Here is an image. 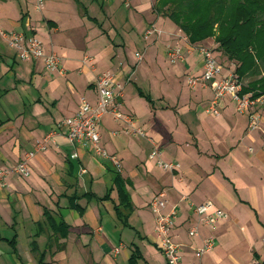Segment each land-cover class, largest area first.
Listing matches in <instances>:
<instances>
[{
    "label": "crops",
    "instance_id": "crops-1",
    "mask_svg": "<svg viewBox=\"0 0 264 264\" xmlns=\"http://www.w3.org/2000/svg\"><path fill=\"white\" fill-rule=\"evenodd\" d=\"M104 1L98 6L100 0H44L40 11L37 0H0V29L37 37L67 71L51 74L42 60H21L0 37V168L18 164L38 141L60 131V121L74 115L82 99L96 105V80L106 71L126 83L123 111L180 168H159L141 137L113 135L120 126L111 115L99 125L101 146L120 160L121 171L91 146L74 145L62 130L29 160L28 177L10 174L6 186L0 184V264H167L150 208L159 195L168 210L177 208L172 236L182 245L184 264H264L263 105L251 108L262 123L250 134L248 115L239 114L229 97L219 116L208 114L211 88L188 85L189 77L203 72L198 46L214 49L225 75L237 68L215 39L190 49L175 36L179 27L150 0H122L132 10L126 18L116 15L119 0H111V7ZM153 25L164 34L145 40L144 31ZM175 42L185 53L177 65L167 57ZM139 49L145 53L141 63ZM86 57L92 59L85 62ZM150 76L160 91L158 98L147 96L160 102L151 107L137 99L144 91L136 84ZM206 201L228 217L214 230L202 229L201 237L213 235L216 246L198 260L201 237L188 232L195 224L193 207Z\"/></svg>",
    "mask_w": 264,
    "mask_h": 264
},
{
    "label": "built area",
    "instance_id": "built-area-1",
    "mask_svg": "<svg viewBox=\"0 0 264 264\" xmlns=\"http://www.w3.org/2000/svg\"><path fill=\"white\" fill-rule=\"evenodd\" d=\"M43 6L44 0H37L38 10L41 11ZM179 32L180 35L183 34L182 31ZM163 34L164 31L153 25L144 31V39L149 40L152 36L160 38ZM175 36L177 37L179 34H175ZM0 37L7 41L10 48L18 52L21 60H42L46 70L51 74L64 75L67 72L63 65V59L54 52H46L42 42L37 37L27 36L22 32H8L2 29H0ZM181 38H183V42L190 49L196 48L189 43L185 34ZM198 49L203 59V72L199 76L189 77L188 85L191 88L199 86L211 88L213 98L209 101L206 112L210 115L219 116L221 114V102L229 97L235 103L239 114L248 115V134L258 130L262 123V115L258 110L251 111V108H256L259 104L263 105L264 95L254 98L251 94H243V82L235 72L224 74V67L216 57L214 49L205 45L198 46ZM144 56V52L136 53L137 62L141 63L144 60ZM167 57L173 65L184 62L185 53L182 44L175 42L168 45ZM91 59V57H86L85 62ZM125 87L126 83L118 81L116 76L110 71L99 75L96 80L97 104L92 105L86 99H82L77 112L60 121V131H52L38 141L34 151L30 152L27 158L18 164L7 169L0 168V184L6 186V178L10 174L28 177L31 173L29 160L34 158L37 153L46 151L48 146L55 141V137L62 134V130H66L67 138L74 145L91 146L98 157L108 159L121 171L120 160L101 146L99 125L105 115H111L113 120L120 126V130L115 131L113 135H118L122 132L131 137H141L147 140L152 147L149 159L154 161L164 171L176 172L180 168V164L165 160L163 149L158 145L157 141L148 135L142 127L137 125V120L132 114L123 111L121 100L124 96ZM72 158H78V153H74ZM80 172L84 174L86 170L81 169ZM150 208L155 216L159 248L167 264H184L181 257L182 245L175 242L172 236L177 219V208L172 207L168 210V201L163 195L156 196L151 201ZM193 212L196 217L195 224L189 228L188 234L191 237H201V231L204 227L214 230L220 221L228 217L225 211L215 208L212 201H206L194 206ZM215 246L216 239L213 235L201 237V245L195 250V257L198 260H202L215 249ZM122 248L123 245L116 247L114 254H119Z\"/></svg>",
    "mask_w": 264,
    "mask_h": 264
},
{
    "label": "trees",
    "instance_id": "trees-1",
    "mask_svg": "<svg viewBox=\"0 0 264 264\" xmlns=\"http://www.w3.org/2000/svg\"><path fill=\"white\" fill-rule=\"evenodd\" d=\"M154 7L190 44L214 38L237 63L235 73L242 82L248 76L259 78L248 86L243 82V94L264 95V0H157Z\"/></svg>",
    "mask_w": 264,
    "mask_h": 264
},
{
    "label": "rangeland",
    "instance_id": "rangeland-1",
    "mask_svg": "<svg viewBox=\"0 0 264 264\" xmlns=\"http://www.w3.org/2000/svg\"><path fill=\"white\" fill-rule=\"evenodd\" d=\"M83 1H87V0H83ZM121 1L122 0H119L118 3L119 4H122ZM111 2H112L111 0H106V1H104V4H105L106 7H109V6L111 7ZM150 3H151L152 6H154V5H156L157 0H150ZM100 4H103V0H100V3L99 4L97 3L96 5L99 6ZM90 11H91L90 14L92 16H97V13L95 11H93L92 8H90ZM130 11H132V10H130L129 8H127L125 5L122 4V7H120V9L118 10V14H116V15L123 16V17L126 18V16L129 15ZM175 34H179V36H177V40H182L183 41V38H181V37H183L184 33L180 35V32L178 31ZM152 44H155V42L152 43ZM138 51L144 52V49H139ZM262 70H263V68H262ZM262 77H264V74L262 75ZM134 78H136V76H134ZM134 78H133V81L136 82L134 80ZM154 79L155 78H152L150 76V77H147V80H144L142 83L141 82L140 83L139 82H136V84L139 86V88H141V90L144 91V92H139L140 98L138 97L137 99H140L143 102L145 101L146 104H149L150 105V107L151 106H154V104H156V103L157 104L160 103L159 101H157V99L152 100L153 98L151 99L150 97H147L148 95H153L154 98H155V96L158 98V95L160 94L159 88L156 87L155 85H153V80ZM256 79H259V78H254V77L248 76L247 78H244L243 80H244L245 84L248 86L249 84H251L252 82H254ZM133 83H131V85L134 87V84ZM141 105H142V102L138 104L139 107ZM262 107L264 108V104H263ZM263 242H264V240H263Z\"/></svg>",
    "mask_w": 264,
    "mask_h": 264
}]
</instances>
